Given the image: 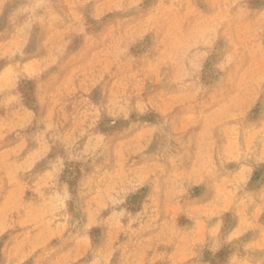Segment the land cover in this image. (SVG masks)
Here are the masks:
<instances>
[{
  "label": "rangeland",
  "instance_id": "rangeland-1",
  "mask_svg": "<svg viewBox=\"0 0 264 264\" xmlns=\"http://www.w3.org/2000/svg\"><path fill=\"white\" fill-rule=\"evenodd\" d=\"M0 264H264V0H0Z\"/></svg>",
  "mask_w": 264,
  "mask_h": 264
}]
</instances>
